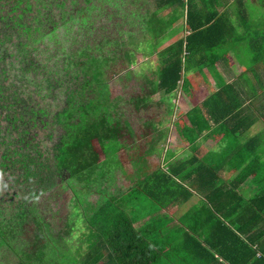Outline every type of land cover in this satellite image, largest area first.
<instances>
[{
	"label": "trees",
	"instance_id": "obj_1",
	"mask_svg": "<svg viewBox=\"0 0 264 264\" xmlns=\"http://www.w3.org/2000/svg\"><path fill=\"white\" fill-rule=\"evenodd\" d=\"M98 1L0 0V202L10 204H0V246H9L15 264H156L159 258L161 249L133 227L127 210L131 202L124 205L97 191L102 158L96 146L104 157L105 142L126 144L123 132L132 133L109 87L113 70L121 71L123 62L130 67L136 60L134 52L142 50L131 37L147 38L151 51L143 55H152L164 31L179 19L184 0H141L140 7L146 8L147 2L155 7L154 12L146 8L141 13L142 32L123 28L121 20L137 22L135 13L121 11L117 1L104 0L112 10L98 7ZM167 7L174 9L161 15ZM87 12L95 14V26L88 24ZM60 33L63 40L56 37ZM123 39L128 41L127 49ZM182 52L180 40L159 51L161 65L155 78L143 76L142 85H150L149 91L131 99L135 112L145 108L154 94H171L178 88ZM66 188L73 194L71 210L58 217L63 225L56 229L52 217L57 209L52 212L37 200L48 195L45 192L54 200ZM85 195L94 196L92 202ZM132 195L138 198L133 191ZM86 201L92 203L90 208ZM84 204L87 209L81 210ZM77 218L86 224L71 251L69 237ZM257 252H264L259 244L251 250L249 261L255 259L251 264H262ZM216 255L229 260L218 249Z\"/></svg>",
	"mask_w": 264,
	"mask_h": 264
},
{
	"label": "crops",
	"instance_id": "obj_2",
	"mask_svg": "<svg viewBox=\"0 0 264 264\" xmlns=\"http://www.w3.org/2000/svg\"><path fill=\"white\" fill-rule=\"evenodd\" d=\"M178 13L138 63L148 70L140 77L155 78L159 51L180 40L181 79L145 106L156 118L131 125L136 145L121 142L137 146L146 176L133 185L122 177L118 199L139 188L158 198L127 208L133 227L161 249L156 264H251V250L264 248V0H184ZM255 257L264 264V252Z\"/></svg>",
	"mask_w": 264,
	"mask_h": 264
},
{
	"label": "rangeland",
	"instance_id": "obj_3",
	"mask_svg": "<svg viewBox=\"0 0 264 264\" xmlns=\"http://www.w3.org/2000/svg\"><path fill=\"white\" fill-rule=\"evenodd\" d=\"M116 1L118 2L120 6L119 8L121 11H130V12L132 11L133 13H135V15L138 16L137 22H135V20H132L131 18H130V22H128V20L125 22L121 20V22L123 23L124 30L127 31L130 27L134 28V31L136 32L143 30V27L141 28L140 25L138 26L139 21H141L142 19L141 13L144 12L146 9L144 7L138 6L140 5L141 0H136L135 5H130L129 2L126 0H113V2H116ZM107 3H108L107 1L101 0V1L96 2L95 4L98 7L112 10V7H111L112 4H109L110 2L108 4ZM147 3L150 4V2H147ZM88 15H89L88 24L89 25L91 24V26H95L94 23L98 22L96 20L95 14L90 13ZM118 16H121V15H118ZM134 18H137V17H134ZM121 22L118 21V24H121ZM73 26L75 29V27L77 26V23L74 22ZM127 26H129V28ZM72 31H73V28H72ZM114 35H115V32H114ZM56 37H58L60 40L64 39V36L62 35V33H60L59 36L57 35ZM141 37L142 35L139 36V34L131 37L132 41H134L135 43L140 42L141 47H142L141 49L143 50V51L139 50L137 52L136 51L134 52L135 53L134 57L136 58L137 61L135 60V63H133L130 67H127L125 62H123L124 65H121V69H119L121 71L114 72L113 70V74L111 75V78L109 81L111 96L115 98L117 97V105L119 109L118 112L121 114V119L128 120L130 123V127L132 125L133 129L135 130L137 128H140V123L136 125L137 123L136 121L138 120V118L140 121L148 117L156 118V116L152 115L153 114L152 112H156L155 110L150 111V110H147L146 108L145 109L143 108L142 110H137L135 112L133 110V105L131 104V99H133L136 96L142 95L144 92L147 93L150 89V85H148V86H145V88H142V90H140V86L143 83L144 77L143 76L140 77L139 75H141L142 73L146 74L148 70L146 69L145 65H144L145 68L144 66L141 67L138 62L145 60L146 57L145 55H143L144 52L146 53V52L151 51V48H150L151 43H149V40L145 37L144 38H141ZM145 39H147V41ZM123 41L125 42L126 49H127L129 45L126 42L128 41H125L124 39ZM160 42H158L157 46L161 45ZM143 63H145V61ZM141 68L143 70H141ZM127 72H129L130 78L128 77ZM151 99H154L156 101L160 99V95L156 93L151 97ZM150 101L151 100H149V102ZM129 133H131V130H129ZM122 136L125 138V142H126L127 141L126 132H123ZM135 141L133 142L132 139L128 140V145L129 146L136 145ZM123 145L121 143H118L116 140L105 142L104 149H105L106 156L104 155V157L102 155L101 150H99V147L96 146L98 157L100 159L102 158L101 163L97 166L98 173L96 172V174H99L97 178V183L99 184L97 191L102 192L104 197H112V198L117 197L118 198L117 192L119 191V188L121 187V185H123L122 177H126V178L131 177L132 179L131 184L133 185V184H136L137 180H139L141 176L144 178L146 176L145 168L142 163L143 159L140 156H138L139 153H138L137 146L136 147L134 146L131 149ZM121 148H124V150H122ZM119 152H121L120 155H119ZM92 180L95 181L93 178ZM132 191L134 194H136L137 197L147 196L143 192V188L142 190L140 188L139 190L130 189L128 193L121 194L119 198L120 203H123L124 205H127V203H130L134 198L132 195ZM44 194H48V195L46 196L42 195L41 197H39L37 201L39 204H44V203L47 204V206H49V207H46L47 209L53 208L52 212L54 211V208L57 209L58 212L57 214L55 213L57 216L52 217V223L55 224L56 229H60L63 223L61 220H59L58 217H65L67 213L70 212L73 194L71 193L70 188H66L60 191V193L55 197L54 200L48 199L49 192H45ZM85 196L86 197L88 196V198L86 199L87 201L92 202L93 200L92 198L94 196H91V195H85ZM0 199H2L1 196H0ZM87 201L86 203L85 202L84 203L88 205V208H90V204L92 203H89ZM0 204L3 207L10 206L8 200H1ZM85 204H84L85 207L80 208L81 210L87 209L86 208L87 205ZM76 211L78 212V214L80 213L79 210H76ZM46 214H47V218L49 219L51 215L48 212ZM84 223L85 221H82L80 218L79 219L77 218L76 227L71 232L70 237H69V241L72 245L71 251L72 250L74 251V249L79 244L78 242L81 239V232H83L84 226L86 224ZM8 241H11V240H8ZM12 242H14V240H12ZM9 249H10L9 246H6V245L0 246V264H15L16 259L12 256V254H10ZM86 249H87V246L84 245L82 247V251H86Z\"/></svg>",
	"mask_w": 264,
	"mask_h": 264
}]
</instances>
